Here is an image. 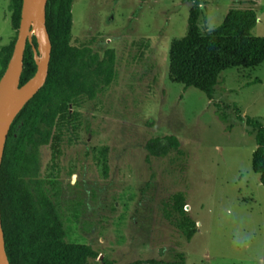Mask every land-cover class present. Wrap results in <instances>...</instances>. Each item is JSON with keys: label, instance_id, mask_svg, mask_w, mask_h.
I'll list each match as a JSON object with an SVG mask.
<instances>
[{"label": "rangeland", "instance_id": "obj_1", "mask_svg": "<svg viewBox=\"0 0 264 264\" xmlns=\"http://www.w3.org/2000/svg\"><path fill=\"white\" fill-rule=\"evenodd\" d=\"M199 3L201 33L218 28L231 9L253 8V34L264 37V0ZM9 4L0 0V49L16 37ZM192 7L186 0L73 3L72 45L88 47L99 63L112 57L115 76L94 100L70 107L77 118L63 129L60 154L36 137L25 179L33 192L43 183L66 241L99 254L88 264L173 262L179 254L186 264H264V186L252 170L257 145L246 124H264V63L223 72L212 101L171 82V44L187 35ZM255 79L261 83L246 86ZM165 136L179 140V151L152 156L148 142ZM177 193L197 224L191 242L165 218Z\"/></svg>", "mask_w": 264, "mask_h": 264}, {"label": "trees", "instance_id": "obj_2", "mask_svg": "<svg viewBox=\"0 0 264 264\" xmlns=\"http://www.w3.org/2000/svg\"><path fill=\"white\" fill-rule=\"evenodd\" d=\"M75 0H48L47 29L52 43L49 74L43 88L24 106L14 120L0 172V198L5 248L10 264H88L99 254L88 245L68 243L64 220L56 203L38 182L34 192L26 177L35 167L37 136L51 142V148L60 154L63 129L72 116L70 107L78 108L83 100H94L114 79L113 58L98 62L86 46L72 45V6ZM190 11L188 32L171 44L169 78L171 82L204 93L209 101L214 98L220 76L230 69H257L264 63V37L253 34L258 14L253 8L231 9L216 29L201 33L199 0H186ZM23 0H10L11 24L15 40L0 49V80L13 55L21 22ZM37 41L28 43L24 55L20 85L27 83L37 71L34 49ZM96 64L95 69L92 67ZM102 76V80L100 77ZM255 79L247 87L259 84ZM239 120H243L236 107ZM223 118V117H222ZM44 125V130L39 128ZM246 124L255 135L257 148L252 156V170L264 186V124L246 118ZM180 142L174 136L151 139L149 153L157 158L179 151ZM185 194H175L165 212V218L175 225L181 235L191 242L197 233V224L185 211ZM147 264H186L184 254L173 262L150 260Z\"/></svg>", "mask_w": 264, "mask_h": 264}, {"label": "water", "instance_id": "obj_3", "mask_svg": "<svg viewBox=\"0 0 264 264\" xmlns=\"http://www.w3.org/2000/svg\"><path fill=\"white\" fill-rule=\"evenodd\" d=\"M48 0H23L21 22L13 55L0 80V172L11 126L24 106L43 88L49 74L52 43L47 29ZM37 41L34 49L37 71L20 85L24 55L28 43ZM40 59V60H38ZM0 264H10L5 248L0 198Z\"/></svg>", "mask_w": 264, "mask_h": 264}]
</instances>
